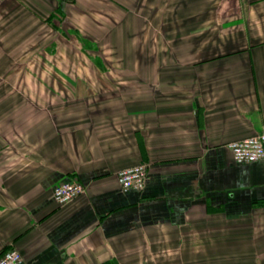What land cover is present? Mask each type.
I'll return each mask as SVG.
<instances>
[{"label":"crops","instance_id":"0c3cea01","mask_svg":"<svg viewBox=\"0 0 264 264\" xmlns=\"http://www.w3.org/2000/svg\"><path fill=\"white\" fill-rule=\"evenodd\" d=\"M90 1L0 0V255L16 248L22 264H264V159L236 162L226 148L264 130V0H145L183 11L150 17L179 34H154L163 45L147 50L146 66L136 51L128 66L101 67L128 76L86 84L99 97L67 99V111L42 109L56 99L10 98L73 74L52 59L79 46L63 51L52 35L35 51L50 65L24 61L35 20L61 9L66 43L73 30L110 42L122 0ZM189 24L194 33H181ZM141 162L143 189L120 191L117 171ZM61 180L84 190L57 203L51 187Z\"/></svg>","mask_w":264,"mask_h":264},{"label":"rangeland","instance_id":"374dc122","mask_svg":"<svg viewBox=\"0 0 264 264\" xmlns=\"http://www.w3.org/2000/svg\"><path fill=\"white\" fill-rule=\"evenodd\" d=\"M97 1L98 2L96 3H98V5H102L107 2L112 3L111 0ZM102 1L104 3H102ZM145 2V0H122L120 4L118 1L115 3L116 12H119L118 14H116V16L120 15L121 20L119 22H116V25H112V38H110V42H105L102 40H98V42L96 43L92 41L86 42V40L78 35L77 31L75 32L73 30L74 34H70V38L73 40V42L69 41L68 43H66L65 33H63V30L61 29V27H64L62 23L63 12L61 11V9H57V13L55 15L53 14L50 19H45L43 23L35 20L32 26H27V37L24 44L26 50H33V54H27L24 58V61L28 65L31 60L33 61V57H36V59L34 58L35 64L50 65L51 63H48L49 58L47 59L39 57L37 56V53L35 51H39L42 48L43 41H45L46 37L48 38L52 35V38H55L53 42L61 43L60 49H62L63 51L68 49L69 45H71L72 43H77V45L79 46V50L74 51L72 56H61L60 53L64 52H59L57 58L52 59L53 62L51 65H53L54 62L57 61V64L60 67L66 66L71 68L73 74L69 75L58 73V75L56 76L52 75V77H56V79H53L51 81H55L56 83H52L53 85L51 87V90L49 88L33 90L25 89L23 87L22 89H11L9 91V97L32 98L33 96H35L56 99V102L53 101L51 103V106L46 105V107H44L43 105L42 109L48 110L50 107L52 113H55L59 110L67 111L69 110L68 108H73V106H67V99L73 100V103H75L76 105H81V103H83L85 99L90 100L91 98L97 99L99 97L98 94L92 93L97 92V88H95L94 91H88V89H86V84L90 83L93 86L97 83L108 82L112 79H126V77L128 76L125 73H123L124 75L121 74V77H119L120 75L117 76L114 74H105L104 69H101L99 72V69L101 67H105V65H113V62L116 65L121 64L122 66H128L130 62H133V55L136 51L142 52V55H144L142 65L146 66V54L148 53L147 50L151 49L150 51L152 52L154 49V51L156 52L157 46L163 45L160 38L159 41H154V38H152L154 34H166L169 36L179 34V32L176 31L177 28H179L178 26L175 27L172 26V24L171 26L166 27L154 25L153 20L150 17H154V20L159 22L161 20L162 14L164 15V17L169 16L170 19H172V17L176 18L178 16L177 14L183 11H179L176 9H148ZM112 4L113 6H115L114 3ZM151 14L153 16H151ZM114 23L115 22L113 21V24ZM195 28L196 26L193 24L183 25L180 26V31L181 33L185 32L186 34H192L194 33ZM95 29L100 30V27H95ZM164 29H166V32H164ZM169 29L171 30L169 31ZM41 30H43L42 34L40 33ZM31 31L34 32L32 35H30ZM53 45H55V43H53ZM101 51L102 55L104 54V51L105 53H109V55L103 58L99 54V52ZM32 55L34 56L31 57ZM140 59L141 58L138 57V61H140ZM84 67H87V69H84ZM41 76L45 77L47 82H50V76L48 74H44ZM27 77L30 79L37 78L35 74H27ZM90 93H92V96H90ZM4 96H6L5 92ZM77 108L78 107H76V109Z\"/></svg>","mask_w":264,"mask_h":264},{"label":"built area","instance_id":"2783aa9c","mask_svg":"<svg viewBox=\"0 0 264 264\" xmlns=\"http://www.w3.org/2000/svg\"><path fill=\"white\" fill-rule=\"evenodd\" d=\"M226 148L236 162H249L264 159V130L226 143ZM148 167L137 163L120 169L116 179L120 191L143 189L147 178ZM84 190V185L77 180H61L51 187V198L57 203L72 200ZM23 257L16 248H10L0 255V264H22Z\"/></svg>","mask_w":264,"mask_h":264}]
</instances>
